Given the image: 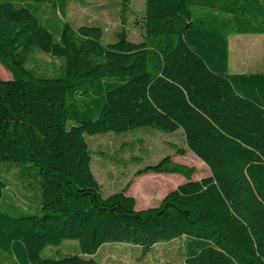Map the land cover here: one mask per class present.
Wrapping results in <instances>:
<instances>
[{
	"label": "trees",
	"instance_id": "obj_1",
	"mask_svg": "<svg viewBox=\"0 0 264 264\" xmlns=\"http://www.w3.org/2000/svg\"><path fill=\"white\" fill-rule=\"evenodd\" d=\"M69 1L0 2V64L12 76L0 79V164L19 165L39 191L34 213L0 209V250L12 264H98L107 243L145 254L185 237L183 261L164 264H264V72H229V37L264 35V3L144 0L143 40L121 31L104 44L99 27L64 21L56 39L41 23L40 7L66 20ZM36 54L59 61L58 74L27 68ZM145 127L181 129L210 175L193 181L168 156L145 166L135 175L186 181L137 211L124 190L102 196L85 136ZM7 189L0 178V201ZM65 241L80 254L41 256Z\"/></svg>",
	"mask_w": 264,
	"mask_h": 264
},
{
	"label": "rangeland",
	"instance_id": "obj_2",
	"mask_svg": "<svg viewBox=\"0 0 264 264\" xmlns=\"http://www.w3.org/2000/svg\"><path fill=\"white\" fill-rule=\"evenodd\" d=\"M14 0H0V2ZM19 2V0H16ZM79 3L71 0L68 3L66 20L46 5L39 8L41 23L58 39L62 24L69 22L73 27L94 26L103 31L102 42L112 44L117 41L119 32L124 31L131 42H140L144 38L142 17L145 11L144 0H82ZM264 3V0H260ZM27 68L39 75L54 76L58 74L60 62L44 54H36ZM229 72L232 74L264 72V35H232L229 37ZM11 73L0 64V79H11ZM91 156V170L101 186L103 197L125 191L126 195L134 197L137 211L157 207L163 197L174 190L172 181L162 177L171 176L184 178L179 174L146 173L136 176L135 172L148 165H154L168 156L175 165L193 168L192 180H199L210 175L207 166L195 157L185 144L181 129L173 133H164L154 128H137L121 134L112 132L85 136ZM184 151L182 155L176 150ZM20 166L15 163L0 164V178L8 182V189L0 201V209L10 211L9 206L34 213L36 199L39 197L38 183L31 185L18 175ZM31 175L32 171H28ZM24 181V182H21ZM31 186V189L29 187ZM8 209V210H7ZM186 238L181 237L168 243H158L153 246L147 258L158 260L168 254V261L179 263L184 253ZM112 253L110 261L119 264H129L146 259L131 246L111 244L99 251L97 259L104 264V255ZM147 252V253H148ZM80 254L78 243L65 241L58 247H47L41 253L43 258H61ZM0 261L12 264L13 257L0 250ZM127 261V262H126Z\"/></svg>",
	"mask_w": 264,
	"mask_h": 264
},
{
	"label": "crops",
	"instance_id": "obj_3",
	"mask_svg": "<svg viewBox=\"0 0 264 264\" xmlns=\"http://www.w3.org/2000/svg\"><path fill=\"white\" fill-rule=\"evenodd\" d=\"M81 3H82V2H81ZM67 11H68V8H67ZM66 16H67V15H66ZM162 177L168 179L169 181H172L173 186H174V189H175L178 185H181L182 183H184V182L186 181L185 178H181V177H177V178H176V177H174L173 175L168 176V177H166V176H162ZM111 244H117V243H107V244L101 246V247L98 249V251H97L93 256H91V257L94 258V259L98 262V264H102V263L97 259V255H98V253H99L100 250H102V249H104V248H106V247H109V245H111ZM121 245H128V244H121ZM128 246H131L132 249H136V250H138V251H139L138 254L141 255L142 251H141V249H140L139 247L132 246V245H128ZM148 254H149V252L146 253V254L143 256V258H144V257L146 258V259L144 260V262H143V261H140V263H138L137 261L133 262L132 260H129L128 262H129V264H164V263H166V262H169V261H168V260H169V259H168V254H167V255H162L161 257L158 258V260L155 259L154 257L147 258ZM111 255H113V254L110 253V250H109V252L105 253V255H104V260H105L104 264H119V263H117V262H112V261H110L109 257H110ZM183 259H184V258H183V256H182L181 261H180L179 263H181V262L183 261ZM126 262H127V261H126Z\"/></svg>",
	"mask_w": 264,
	"mask_h": 264
}]
</instances>
